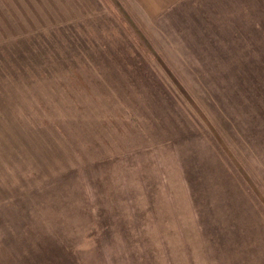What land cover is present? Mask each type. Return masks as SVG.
<instances>
[{"label":"rangeland","instance_id":"obj_1","mask_svg":"<svg viewBox=\"0 0 264 264\" xmlns=\"http://www.w3.org/2000/svg\"><path fill=\"white\" fill-rule=\"evenodd\" d=\"M0 0V264H264V0Z\"/></svg>","mask_w":264,"mask_h":264},{"label":"crops","instance_id":"obj_2","mask_svg":"<svg viewBox=\"0 0 264 264\" xmlns=\"http://www.w3.org/2000/svg\"><path fill=\"white\" fill-rule=\"evenodd\" d=\"M143 13L149 15L159 14L175 6L181 0H138Z\"/></svg>","mask_w":264,"mask_h":264}]
</instances>
